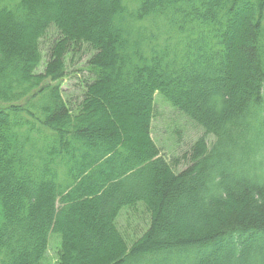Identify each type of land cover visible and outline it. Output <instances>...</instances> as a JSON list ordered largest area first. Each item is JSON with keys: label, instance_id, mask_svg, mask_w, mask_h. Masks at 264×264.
Listing matches in <instances>:
<instances>
[{"label": "trees", "instance_id": "obj_1", "mask_svg": "<svg viewBox=\"0 0 264 264\" xmlns=\"http://www.w3.org/2000/svg\"><path fill=\"white\" fill-rule=\"evenodd\" d=\"M52 239L54 264H264V0H0V264Z\"/></svg>", "mask_w": 264, "mask_h": 264}, {"label": "rangeland", "instance_id": "obj_2", "mask_svg": "<svg viewBox=\"0 0 264 264\" xmlns=\"http://www.w3.org/2000/svg\"><path fill=\"white\" fill-rule=\"evenodd\" d=\"M77 68V67H76ZM76 74H78V76L83 75L81 74L80 71L74 72ZM73 73V74H74ZM79 78H72L71 79H65V83H64V88H74L76 87V85H78V80ZM71 91H73V89H71ZM165 108V109H164ZM159 117L156 119V126L155 127H164V126H169L172 124H175L173 126L170 127V130L166 131L163 134H160L162 137V142L163 145L166 148V151L168 152V154L173 151L176 148V145H174L173 142V137L175 138L176 136V124H184L186 123L184 120H179V118L176 119H171V118H175V113L169 112L167 107H163V101L160 99L159 101ZM184 129V128H188V127H184V126H179L178 129ZM188 133L190 136H195L197 135L196 130H194L193 128H191L189 126L188 128ZM158 135V133H157ZM158 135V136H159ZM135 211V213L133 214V212ZM148 215L143 211V207H138L135 210H129L126 211L124 216L121 219V227L127 225L128 226V232L131 233H138L141 230L145 229L148 225ZM59 240L57 239H52L51 244L49 246V250H48V262L49 264H54L57 260V255H56V251L58 249L59 246Z\"/></svg>", "mask_w": 264, "mask_h": 264}]
</instances>
